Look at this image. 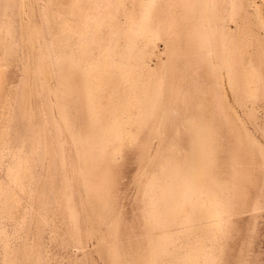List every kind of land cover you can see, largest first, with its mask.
<instances>
[{"label":"rangeland","instance_id":"374dc122","mask_svg":"<svg viewBox=\"0 0 264 264\" xmlns=\"http://www.w3.org/2000/svg\"><path fill=\"white\" fill-rule=\"evenodd\" d=\"M0 264H264V0H0Z\"/></svg>","mask_w":264,"mask_h":264},{"label":"crops","instance_id":"0c3cea01","mask_svg":"<svg viewBox=\"0 0 264 264\" xmlns=\"http://www.w3.org/2000/svg\"><path fill=\"white\" fill-rule=\"evenodd\" d=\"M206 5V3H205ZM207 35H209V33H207ZM223 42V41H222ZM225 48V52H226V55L225 56H222L221 60H222V63L225 64L226 66H228L231 70V63L229 64V61H230V57H231V52H229L227 46H224ZM228 50V51H227ZM216 52V51H215ZM228 55V56H227ZM232 58V57H231ZM232 72V71H231Z\"/></svg>","mask_w":264,"mask_h":264}]
</instances>
